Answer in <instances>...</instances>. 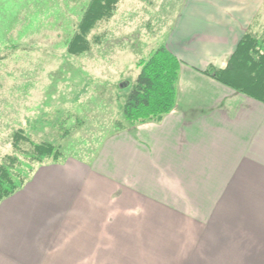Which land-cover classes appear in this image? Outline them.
Returning <instances> with one entry per match:
<instances>
[{
    "label": "crops",
    "instance_id": "crops-1",
    "mask_svg": "<svg viewBox=\"0 0 264 264\" xmlns=\"http://www.w3.org/2000/svg\"><path fill=\"white\" fill-rule=\"evenodd\" d=\"M263 7L186 0L166 42L182 63L175 110L91 160L40 166L0 203V264H264V104L204 74L258 32ZM134 215L160 236L140 254Z\"/></svg>",
    "mask_w": 264,
    "mask_h": 264
},
{
    "label": "rangeland",
    "instance_id": "rangeland-1",
    "mask_svg": "<svg viewBox=\"0 0 264 264\" xmlns=\"http://www.w3.org/2000/svg\"><path fill=\"white\" fill-rule=\"evenodd\" d=\"M185 1L121 0L90 35L101 42L73 55L69 43L90 0H0V151H10L11 134L25 129L35 142L61 144L60 161L93 159L117 124L130 128L122 107L138 62L166 46ZM256 28L264 30V7ZM142 216H132L134 254L142 240L149 248L160 239L143 230Z\"/></svg>",
    "mask_w": 264,
    "mask_h": 264
},
{
    "label": "trees",
    "instance_id": "trees-1",
    "mask_svg": "<svg viewBox=\"0 0 264 264\" xmlns=\"http://www.w3.org/2000/svg\"><path fill=\"white\" fill-rule=\"evenodd\" d=\"M120 1L90 0L69 43L71 54L90 52L93 42H101L99 36L90 40V35L99 25L112 20ZM181 66V61L165 45L138 62L139 74L122 107L130 128L149 122L161 123L175 110ZM204 74L264 104V30L248 31L225 69L209 68ZM117 129L124 131L126 126L120 123ZM67 134L64 132L62 136ZM61 149V144L35 142L28 130L14 131L11 150L0 151L4 153L0 154V203L21 190L38 167L59 162Z\"/></svg>",
    "mask_w": 264,
    "mask_h": 264
}]
</instances>
